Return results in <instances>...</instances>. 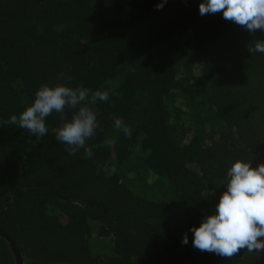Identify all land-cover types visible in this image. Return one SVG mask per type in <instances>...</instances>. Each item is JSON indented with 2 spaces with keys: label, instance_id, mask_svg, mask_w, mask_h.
Returning <instances> with one entry per match:
<instances>
[{
  "label": "trees",
  "instance_id": "obj_1",
  "mask_svg": "<svg viewBox=\"0 0 264 264\" xmlns=\"http://www.w3.org/2000/svg\"><path fill=\"white\" fill-rule=\"evenodd\" d=\"M161 2L0 0V229L23 264H264L201 252L189 230L232 162L264 163V54L248 51L264 32L201 15L203 0ZM57 82L110 92L90 158L56 140L57 113L43 137L3 123Z\"/></svg>",
  "mask_w": 264,
  "mask_h": 264
},
{
  "label": "clouds",
  "instance_id": "obj_2",
  "mask_svg": "<svg viewBox=\"0 0 264 264\" xmlns=\"http://www.w3.org/2000/svg\"><path fill=\"white\" fill-rule=\"evenodd\" d=\"M166 0L156 5L163 7ZM201 15L222 13L223 18L243 27L250 34L264 32V0H203L199 4ZM251 54H264V39L254 40L248 47ZM66 79L63 74L57 78ZM70 80V78H67ZM110 92L91 91L86 87H72L57 82L41 84L34 93L32 103L17 116L12 115L5 124L16 125L32 136L43 137L48 132L46 120L53 113L59 114L60 126L55 130L57 141L67 145L65 151L75 155L83 149L86 157L93 155L87 145L97 128V101L107 102ZM72 110L66 118L65 110ZM114 126L128 139L132 129L122 118H113ZM226 190L221 193L214 211L205 216L199 226L189 230L192 245L201 252L213 253L231 259L241 250L248 253L264 252V163L252 166L251 160L236 159L227 168ZM185 233L182 244H187Z\"/></svg>",
  "mask_w": 264,
  "mask_h": 264
},
{
  "label": "water",
  "instance_id": "obj_3",
  "mask_svg": "<svg viewBox=\"0 0 264 264\" xmlns=\"http://www.w3.org/2000/svg\"><path fill=\"white\" fill-rule=\"evenodd\" d=\"M97 234L104 237L109 235V231L104 226H100ZM0 241L3 243L0 249V260L12 258L14 264H22L23 258L18 246L12 237L2 229H0Z\"/></svg>",
  "mask_w": 264,
  "mask_h": 264
},
{
  "label": "flooded vegetation",
  "instance_id": "obj_4",
  "mask_svg": "<svg viewBox=\"0 0 264 264\" xmlns=\"http://www.w3.org/2000/svg\"><path fill=\"white\" fill-rule=\"evenodd\" d=\"M14 264V263H13ZM23 264V263H22Z\"/></svg>",
  "mask_w": 264,
  "mask_h": 264
}]
</instances>
